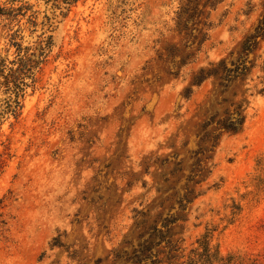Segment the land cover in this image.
I'll use <instances>...</instances> for the list:
<instances>
[{"label":"rangeland","instance_id":"1","mask_svg":"<svg viewBox=\"0 0 264 264\" xmlns=\"http://www.w3.org/2000/svg\"><path fill=\"white\" fill-rule=\"evenodd\" d=\"M191 2L0 0V264H264V0Z\"/></svg>","mask_w":264,"mask_h":264},{"label":"trees","instance_id":"2","mask_svg":"<svg viewBox=\"0 0 264 264\" xmlns=\"http://www.w3.org/2000/svg\"><path fill=\"white\" fill-rule=\"evenodd\" d=\"M188 5L191 4V0H186ZM214 1L213 3H215ZM264 40V16L259 20L257 26L254 28L253 32L244 40L242 44V55L239 56L238 59L232 61L230 64H227L225 61H221L216 68L211 69L210 71H201L200 76L195 79V85L199 86L206 80L212 77H219L226 84L231 83L236 79H248L252 77L254 73L259 72L262 74V89L261 93L264 92V58L261 59V55L259 57V61L257 59L251 60L250 57L255 52L260 49V42ZM264 55V51H263ZM262 60V61H261ZM261 61V63H259ZM36 65L28 66V69L25 73V78H31L33 75V70ZM27 74V75H26ZM26 87L24 82H21L16 86L17 93L19 96L20 93L23 92V88ZM18 104V102H17ZM217 116H214L212 120L206 122L204 128H208L211 124L214 123ZM245 117L243 116L240 110H235L232 113H226V117L223 119H217L216 125L219 129L227 131V132H237L244 124ZM164 236L160 235L159 243H150L149 245H143L139 251H135V255L133 258L127 259L128 261H133L134 264H161V260L159 258V254L163 252H154V246H160L163 241ZM166 247L169 248V253L176 251L175 247L172 245L170 241H165ZM143 256V257H141ZM118 258V257H116Z\"/></svg>","mask_w":264,"mask_h":264}]
</instances>
